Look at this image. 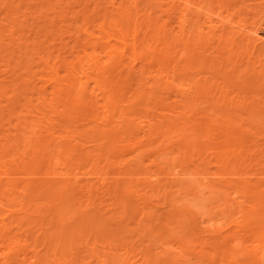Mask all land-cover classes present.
I'll return each instance as SVG.
<instances>
[{
    "label": "bare ground",
    "instance_id": "1",
    "mask_svg": "<svg viewBox=\"0 0 264 264\" xmlns=\"http://www.w3.org/2000/svg\"><path fill=\"white\" fill-rule=\"evenodd\" d=\"M70 1L0 0V264H264V104L191 82L264 38L206 0Z\"/></svg>",
    "mask_w": 264,
    "mask_h": 264
},
{
    "label": "rangeland",
    "instance_id": "2",
    "mask_svg": "<svg viewBox=\"0 0 264 264\" xmlns=\"http://www.w3.org/2000/svg\"><path fill=\"white\" fill-rule=\"evenodd\" d=\"M105 1L107 3H104L103 6L104 8L108 7L109 9L110 4L108 2L110 0H105ZM197 1L199 3V1L201 0H197ZM24 2L25 1H23L22 4H24ZM28 2H31V1H28ZM70 2H72L70 3V5L75 6V7L78 6V5L76 6L77 0L75 1L71 0ZM16 3L20 4L19 0H16ZM202 5L204 6L203 8L204 12L212 11L211 12L212 19H213L212 24L218 26V28H220V32H222L223 30L225 32H228L230 35H232V37L238 39L237 40L238 42H242V46L243 44H246L248 36L251 35V33L253 32L257 34L258 36L257 38H260V37L264 38V0H214L212 4H210V2L206 0L202 2ZM33 7H32L33 8L32 10L34 11L36 8H39L40 5L39 6L36 5ZM192 8L193 7H191V10L195 12V6L193 8L194 10ZM43 9L44 8L41 7V10ZM22 10H24V7H21V11ZM219 13L221 15L220 18H216L215 14H219ZM3 16L4 14H1V17ZM225 16H230L229 18L231 19V22L226 23L225 20L223 19ZM20 17L21 19L24 18L22 15H20ZM37 17L38 16L35 15L33 18L29 19L28 29H31L29 28V26L31 25H33L31 27H34V25H36L34 28L37 27V25L39 24L38 22H40V19ZM201 18L202 17H200V21H201ZM28 29H27V32H28ZM204 31H208V28L206 26L204 27ZM261 40L264 41V39H261ZM251 47L250 46L247 47L249 49L248 52L250 53L252 52L251 54L248 55L250 60L247 58H244V54L241 52V49L243 50L247 49L244 46L241 47V49H237L236 53H234L231 56H228L227 54H221V55L215 54L216 52L213 50L206 51L204 54L206 55L205 57L207 58V56L209 57L211 55L209 59L213 58V60L216 61L215 62L216 66H213V67H207L206 65L204 67L202 66L199 70L195 72V74H193L194 76L193 75L191 76V82L193 83V79H195L194 81L198 80L200 83L199 85L201 86L202 85L207 86L205 84L207 83L210 87H212V91L214 89H216V91H221V90L228 91L230 99L246 100V102H253L254 109L256 107L257 109L258 108L261 109L262 107L260 106L264 104V50H262L259 47H255V48H251ZM257 79H259V81L255 82ZM202 100L199 101L201 102V105L199 103L198 107L202 106L201 108H204L205 105H207L205 109H208L207 107H209L210 105L206 103L204 105V102H206L207 100L206 101L205 99L204 101ZM220 108L221 107H219V109L218 108H213V109L218 112L219 111L223 112V109L221 110ZM257 109H255L256 112H254L255 110H252L251 112L249 111V114L253 113V116H254V114L257 113L258 111ZM262 110H264V108H262L261 111ZM239 114L243 115V117L246 115L242 111H240ZM260 115L261 114H259L258 116ZM261 116H262L261 118L264 119V113H262ZM146 164L148 163L145 162L144 166ZM209 168L211 171H216L218 167L214 164H210ZM225 177L229 179H233L231 176L229 177V175ZM198 204L201 205L203 203L202 201L199 200L197 201V205ZM162 209H160V212H163ZM50 225L51 227L49 231H53L56 225H54L53 223ZM65 225L67 227H71L72 222L66 221ZM202 225H205V223H203ZM133 226H134V223H129L128 225V227H133ZM114 230L116 231L115 226L109 227L107 229H101V230L95 229L92 233L91 240H94L93 237H96L97 239L95 240H98V238H100L99 236L108 235V233L111 234L112 231ZM15 231L19 234L22 233L21 235L26 234L24 229L20 230L19 228H16ZM134 233L135 232L129 233L127 235V241L130 242L129 246H132L134 244V248H135L134 250H128L130 253L129 257L136 256L135 259L140 258V255L138 253L141 252L143 256L146 253L148 254L150 253V257L153 261H156V260L163 261L166 259L165 258L166 251L162 250V247L159 245L160 241L157 240L158 238V235H156L157 233H154L155 234L154 236L143 237L141 240H137L138 238L137 235L132 236ZM153 242L155 243V245H153ZM147 249H151V250H147ZM98 251L101 252L103 250H98ZM114 251L116 252V250ZM117 251L124 252L125 250H117ZM76 252H78V250H76ZM85 253H87L86 250H79V252L77 253L78 255L77 257L80 258ZM219 259H220L219 257H216V261ZM213 260H210V264H213L216 262V261L214 262Z\"/></svg>",
    "mask_w": 264,
    "mask_h": 264
}]
</instances>
